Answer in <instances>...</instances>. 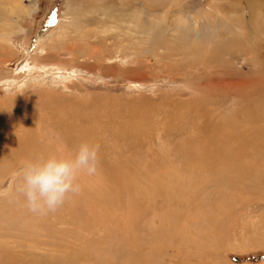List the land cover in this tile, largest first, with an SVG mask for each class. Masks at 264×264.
Wrapping results in <instances>:
<instances>
[{
	"label": "rangeland",
	"instance_id": "1",
	"mask_svg": "<svg viewBox=\"0 0 264 264\" xmlns=\"http://www.w3.org/2000/svg\"><path fill=\"white\" fill-rule=\"evenodd\" d=\"M82 142L30 212L25 163ZM0 264H264V0H0Z\"/></svg>",
	"mask_w": 264,
	"mask_h": 264
},
{
	"label": "clouds",
	"instance_id": "2",
	"mask_svg": "<svg viewBox=\"0 0 264 264\" xmlns=\"http://www.w3.org/2000/svg\"><path fill=\"white\" fill-rule=\"evenodd\" d=\"M98 152V145L82 142L71 158L49 155L26 162L18 173L17 191L27 209L34 214L54 213L70 195L79 194L77 177L81 172L89 176L97 172Z\"/></svg>",
	"mask_w": 264,
	"mask_h": 264
},
{
	"label": "bare ground",
	"instance_id": "3",
	"mask_svg": "<svg viewBox=\"0 0 264 264\" xmlns=\"http://www.w3.org/2000/svg\"><path fill=\"white\" fill-rule=\"evenodd\" d=\"M216 2H218V1H221V0H215ZM217 4V3H216ZM101 8H103V6L101 7ZM216 8V7H215ZM106 14V13H105ZM113 16V15H112ZM107 19H108V17H107ZM142 25V24H141ZM195 25V24H194ZM2 40V39H1ZM30 69V68H29ZM65 77V76H64Z\"/></svg>",
	"mask_w": 264,
	"mask_h": 264
}]
</instances>
